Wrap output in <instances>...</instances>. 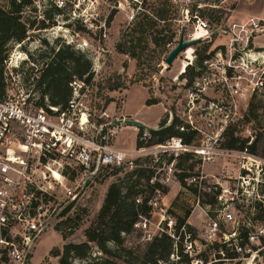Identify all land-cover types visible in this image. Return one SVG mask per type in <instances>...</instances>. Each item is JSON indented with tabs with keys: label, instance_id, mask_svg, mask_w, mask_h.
<instances>
[{
	"label": "rangeland",
	"instance_id": "obj_1",
	"mask_svg": "<svg viewBox=\"0 0 264 264\" xmlns=\"http://www.w3.org/2000/svg\"><path fill=\"white\" fill-rule=\"evenodd\" d=\"M8 1L0 0V7L8 9ZM108 2L110 5L103 10L104 15H108L106 37L98 40V37L90 31L76 25H68L67 29L62 24V17H58L52 11L48 14L49 19L45 16L43 1L40 0L36 6L32 0V4L23 7L21 15V20L27 23L28 27L25 39L20 43L10 41L7 44V58L2 66L3 77L9 79L13 75L16 79L14 88L33 89L31 77L39 75L40 69L50 61L60 44H66V40L73 39L78 42L85 38L89 50H84L83 53L89 51L87 54L94 72L88 89H85V95L80 96V102L86 106V112L90 113L88 117L90 122L96 121L101 111L105 110L108 120H113L114 123L117 119H133L127 116V113L131 112L138 118L136 120L146 126L159 128L161 121H165V125H168L174 117H178V120L186 126L188 123L184 119L188 118L185 93L190 87H185L186 79L180 78V69L186 66L187 59H193L194 63L204 50L206 53L220 50L222 55L219 56V70H213L216 74L215 82L211 83L205 94L195 103L191 110L192 119L202 131L210 133L211 130L204 128L203 107L209 102L218 105L210 111V116L217 123H222L220 121L225 118V114H228L227 123L220 130V134L217 136V133H213L215 140L211 146L216 150L226 149L223 143L230 132L241 139L249 140L248 143L259 134L264 140V81L261 86L259 85L264 71V32L255 33L247 42L245 39H237L235 47L230 44L234 37L232 24L242 23L253 17L245 13L250 6L264 12V0H207L208 8L215 7L222 10L223 16L218 22L209 18L205 14L207 11L201 15L197 7L204 5L193 0H108ZM239 3V11L232 14ZM195 4H198L196 8L193 7ZM232 5H235L234 9H231ZM163 7L170 13V29L176 31L175 39L170 45L162 43L153 45L150 42L139 60L117 52L118 39L123 31L129 29L133 17L135 22L143 21L153 10ZM193 15L206 21L208 30L197 35L199 40L179 53L168 66L165 58L176 46L180 34L183 33L184 39L189 40L198 32L196 28L198 19ZM254 17L259 19V26L264 29V15H254ZM41 21L48 25L42 28ZM51 21L55 24L52 25ZM154 28L158 31V38L168 30L163 22H159ZM73 32H77L78 35H72ZM235 33H238L236 29ZM246 54L256 56L252 59L257 60L251 62L250 58L246 59ZM238 56H242L243 60L236 62L237 69L232 68L229 71V74L233 72L234 78L224 80L222 66L226 65L230 57L238 58ZM229 84H237L239 89L234 85L230 88ZM255 87L257 88L253 91ZM34 91L36 96L39 95L37 90ZM146 100L154 103L146 105ZM89 129L92 130L90 127ZM204 136L203 133L198 134L196 131L192 143L201 146L205 141ZM137 139L138 131L134 126L123 124L114 144L128 150L136 149ZM162 147L158 145L146 147L144 152L134 158V161L143 159L139 165H147L151 168L154 181L168 188V192L158 200L157 206L148 217L150 223L146 228L153 235L160 232V229L167 230L170 221L173 226L176 217H183L187 210L190 211V215L192 214L190 218L191 222L195 223L193 225L199 226L201 223V218L198 216L201 209L195 206V195L188 188V186L192 187L191 178L186 179L187 186L184 187L175 176L176 173L181 172L175 167L178 154L188 152L193 154L184 167L192 165L191 169L185 170L186 173L191 175L198 173L200 176L198 181H204L202 184L201 182L197 184L198 191L200 189L211 191L208 186L214 185L216 181L228 185L236 182L237 168L242 161L238 150H231L229 153L215 151L207 159L192 151H178V154H175L173 149L164 150ZM171 156L174 157L172 164L167 161ZM129 167L115 169V172L107 169L88 177L84 190L79 192L72 206L65 209L66 212L62 213L61 219L56 221L55 228L40 237L28 264H57L58 257L52 256L51 251L56 248L61 250L65 243L85 241L84 230L99 211L107 188L113 182L126 183L128 181L126 172L129 171ZM134 178L135 176L132 177ZM141 183L145 189L143 180ZM261 188L264 190V184ZM56 193L60 199V191L56 190ZM147 195H149L148 188L137 197L142 198ZM107 248L109 253H102L92 245L89 258L73 259L71 264H108V261L114 264H135L137 256L146 250L142 229L133 227L129 233L123 234V243L120 246L110 242L107 243Z\"/></svg>",
	"mask_w": 264,
	"mask_h": 264
},
{
	"label": "built area",
	"instance_id": "obj_2",
	"mask_svg": "<svg viewBox=\"0 0 264 264\" xmlns=\"http://www.w3.org/2000/svg\"><path fill=\"white\" fill-rule=\"evenodd\" d=\"M42 1L44 8L59 9L56 15L62 17V24L67 29L68 25H76L90 31L98 40L106 37L108 15H104L103 10L110 5L108 0ZM33 2L38 6L40 0ZM193 17L198 19V32L191 39L199 38L197 35L208 30L206 21L197 15ZM232 31L234 37L230 44L235 47L237 39L247 42L264 29L259 26L257 17H249L242 23H233ZM72 35L77 36L78 33L73 32ZM65 43L82 52L89 50L85 38L78 42L66 40ZM221 55L219 50L202 61V73L185 93L188 119L184 120L190 129L203 133L205 141L203 139L201 146H196L172 137L166 145H161L164 150L173 149L175 154L192 151L207 159L215 151L231 152L211 146L215 140L213 133L220 134L228 114L224 115L222 123H217L210 116V111L218 105L209 102L203 107L204 128L211 130L210 133L202 131L191 114L197 100L215 82L213 70H219ZM252 58L256 56L246 54V59L251 62L257 60ZM239 60L243 57H230L222 66L224 80L234 78L233 72L229 74V71L237 69ZM187 64L192 65L193 59H187ZM91 71L94 72L92 67ZM261 76L260 86L264 81V71ZM15 80L13 75L9 79L4 78V89L0 90V264H28L40 237L55 228L63 211L84 190L88 177L97 175L106 166L132 168L134 158L146 148L128 150L114 144L123 123L108 120L105 110L98 117L101 122L89 121L90 113L80 102V96L85 95V89L89 87L83 80L74 79L69 83L72 94L62 109L47 100L39 105L35 91L32 88H14ZM233 85L238 88L237 84L228 86L233 88ZM183 126L178 128L183 130ZM134 128L140 134V140L150 136L148 130L142 128L140 132V128ZM240 153L242 161L237 168L236 182L228 185L216 181L214 186H209L210 190L217 191L214 204L201 205L199 193L195 195V206L201 209L199 226L189 223L187 218L176 234L172 221L168 223L167 230L160 229L174 240L169 255L171 261L179 264H264V190L261 188L264 184V158L246 150ZM153 181L151 178L150 182ZM56 190L61 193L60 199ZM162 196L160 190L154 191L148 201L150 214ZM139 201L137 198L136 202ZM148 217L139 215L134 224V227L142 229L145 241L154 236L146 228L150 223Z\"/></svg>",
	"mask_w": 264,
	"mask_h": 264
},
{
	"label": "trees",
	"instance_id": "obj_3",
	"mask_svg": "<svg viewBox=\"0 0 264 264\" xmlns=\"http://www.w3.org/2000/svg\"><path fill=\"white\" fill-rule=\"evenodd\" d=\"M201 2L204 6L197 7L201 15H208L209 18L218 22L222 18V10L215 9V7H209L207 0H193ZM8 9L0 7V90L4 89V77H3V63L7 58V44L10 41L22 42L26 37L27 23L23 22L22 10L25 5L32 4V0H9ZM210 4V3H209ZM198 4L193 7L196 8ZM235 5L231 6L234 9ZM45 16L49 17V12L52 11L56 14L59 13V9L56 7L45 8ZM111 17H109L110 19ZM170 13L165 8L153 10L150 15H146L143 21H133L129 27L123 31L116 44V50L119 53L126 54L131 58L137 60L140 59L144 49L151 42L153 45H170L176 36V31L170 29ZM50 19V17H49ZM43 24L42 28H45L47 24ZM52 25L55 23L51 21ZM159 22H163L167 25L168 30L158 38V31L154 28ZM61 46L53 54L50 61L44 68L40 69L39 75L31 77L33 84V90H37L38 103L43 105L45 100L48 103L60 106L62 109L67 103L72 94V88L70 82L74 79L83 80L86 84L90 85V80L93 77L91 71L92 63L90 58L82 51L75 49L70 44H60ZM215 50H211L197 57L196 61L191 65L185 66L184 72L180 74V78H185V87H191L195 79L202 73V61L211 57ZM154 102L146 100V105H150ZM101 122V119H97ZM184 125L178 120V117H174L172 122L165 125V121H161L159 129L149 131L150 136L146 140H140L138 133V139L136 142V148L151 147L155 145H164L172 137H178L184 144H191L196 136V130L190 129L188 125L183 126V130L178 127ZM142 128H140V132ZM249 140L241 139L230 132L223 143V147L230 150L243 151L248 153L259 155L264 158V140L261 138V134L256 136L250 143ZM193 156L191 153H182L176 156L178 162L175 167L181 170L180 173H176L175 176L182 186H187L186 179L191 178L192 193L196 195L198 193L197 184L204 181H198L199 174L191 175L186 173L185 170L191 169L192 165L184 167L187 160ZM145 158V157H144ZM143 159H136L133 163L134 166L126 172L128 178L126 183H115L109 185L105 193L102 205L93 218L89 226L84 230L86 240L81 243H65L62 249H54L51 251V255L58 257L57 264H71L73 259L89 258L92 245L99 249L102 253H109L107 243H114L120 246L123 243V234L129 233L133 230L134 224L139 220V215L148 217L151 211V206L148 201L154 195L155 190H160L164 195L168 192V188L161 185L158 181L150 182L153 177V171L147 165H139ZM174 157L168 158V163L173 162ZM125 167L120 166H106L101 171H107L111 169L115 172V169L119 170ZM99 174V173H98ZM135 176L134 179L132 177ZM141 180L144 182V188ZM140 185V187H138ZM214 186V185H209ZM208 186V187H209ZM149 189V195L145 197H137L138 194H142ZM217 191L212 189L206 191L205 189L199 190L200 204H214L216 202ZM139 198L140 201L136 202ZM72 206V203L69 207ZM68 207V208H69ZM67 208V209H68ZM63 211V213H65ZM190 211L187 210L183 217H176L173 231L176 234L179 226L185 222L189 217ZM188 227L190 225L187 224ZM173 238L165 231H160L155 234L150 240L146 241V250L142 254L137 256L135 264H179L178 262L171 261L169 255L173 248ZM108 264H114L108 261ZM116 264V263H115Z\"/></svg>",
	"mask_w": 264,
	"mask_h": 264
},
{
	"label": "water",
	"instance_id": "obj_4",
	"mask_svg": "<svg viewBox=\"0 0 264 264\" xmlns=\"http://www.w3.org/2000/svg\"><path fill=\"white\" fill-rule=\"evenodd\" d=\"M197 40H199V38L189 39V40L185 41L184 40V34L181 33L176 46L173 47L169 51L168 55L166 56L165 63L169 66L175 60V58L177 57V55L179 53L184 51L187 47H190L191 45H193ZM115 123H117V124L123 123L125 125H131V126H135L138 128H144L148 131L159 129V128L153 127V126H146L144 123H142L139 120L129 119V118L117 119L115 121Z\"/></svg>",
	"mask_w": 264,
	"mask_h": 264
},
{
	"label": "crops",
	"instance_id": "obj_5",
	"mask_svg": "<svg viewBox=\"0 0 264 264\" xmlns=\"http://www.w3.org/2000/svg\"><path fill=\"white\" fill-rule=\"evenodd\" d=\"M243 1V0H242ZM238 6H240V3L236 6V8L233 10V13L232 14H234V13H236V12H238L239 11V7ZM245 13L246 14H248V15H251V16H253L254 17V15H264V12L263 11H261V10H257V8H254L253 6H250L246 11H245ZM127 116L128 117H131V118H133V119H138L137 117H136V115H134V114H132L131 112H128L127 113ZM210 168H213V167H210ZM192 215V214H191ZM191 215L188 217V221H189V223H191V224H195L193 221L191 222Z\"/></svg>",
	"mask_w": 264,
	"mask_h": 264
},
{
	"label": "bare ground",
	"instance_id": "obj_6",
	"mask_svg": "<svg viewBox=\"0 0 264 264\" xmlns=\"http://www.w3.org/2000/svg\"><path fill=\"white\" fill-rule=\"evenodd\" d=\"M185 68V67H184ZM184 68L180 69V72L184 71ZM84 120V119H83ZM158 146H161V145H158Z\"/></svg>",
	"mask_w": 264,
	"mask_h": 264
}]
</instances>
